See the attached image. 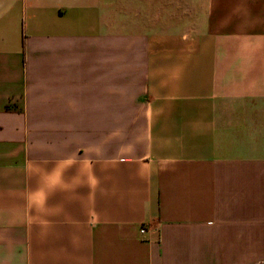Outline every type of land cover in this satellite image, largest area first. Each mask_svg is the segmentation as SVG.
<instances>
[{
    "label": "crops",
    "instance_id": "1",
    "mask_svg": "<svg viewBox=\"0 0 264 264\" xmlns=\"http://www.w3.org/2000/svg\"><path fill=\"white\" fill-rule=\"evenodd\" d=\"M0 264H264V0H0Z\"/></svg>",
    "mask_w": 264,
    "mask_h": 264
},
{
    "label": "built area",
    "instance_id": "2",
    "mask_svg": "<svg viewBox=\"0 0 264 264\" xmlns=\"http://www.w3.org/2000/svg\"><path fill=\"white\" fill-rule=\"evenodd\" d=\"M144 231H145L144 228H141V229H140V232H141V233H143Z\"/></svg>",
    "mask_w": 264,
    "mask_h": 264
}]
</instances>
